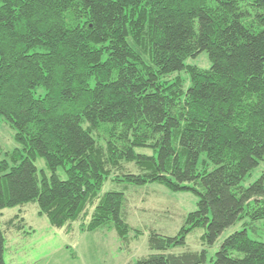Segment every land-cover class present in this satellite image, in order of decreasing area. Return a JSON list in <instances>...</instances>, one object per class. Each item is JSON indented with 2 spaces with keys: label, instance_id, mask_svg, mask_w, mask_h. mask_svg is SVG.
<instances>
[{
  "label": "trees",
  "instance_id": "trees-1",
  "mask_svg": "<svg viewBox=\"0 0 264 264\" xmlns=\"http://www.w3.org/2000/svg\"><path fill=\"white\" fill-rule=\"evenodd\" d=\"M203 53L211 69L187 65ZM181 72L187 90L168 80ZM4 121L19 148L0 161V264L6 231L26 229L4 210L37 204L55 229L109 228L124 244L143 234L126 191L148 184L199 201L178 236L152 232L154 253L135 264H264L247 230L210 263L206 251L172 253L194 230L212 246L247 215L264 219V174L243 186L264 161V0H0ZM107 183L124 191L103 193Z\"/></svg>",
  "mask_w": 264,
  "mask_h": 264
},
{
  "label": "rangeland",
  "instance_id": "rangeland-1",
  "mask_svg": "<svg viewBox=\"0 0 264 264\" xmlns=\"http://www.w3.org/2000/svg\"><path fill=\"white\" fill-rule=\"evenodd\" d=\"M188 66H195L202 70H209L212 63L207 53L187 61ZM181 77L185 81L186 90L190 87V78L184 72L169 76L168 80ZM16 131L7 123L0 126V161L8 159V155L19 148L15 140ZM139 154L153 156L152 149H138ZM39 178L45 173L50 177V171L43 158L36 161ZM135 171L134 166H127ZM215 168L211 165L210 170ZM59 176L67 180L66 173L60 169ZM264 174V161L244 181L245 188L258 181ZM110 191H124L123 185L107 183L103 193ZM131 204L129 225L132 230L143 232L138 239H134L132 231L129 240L124 244L117 233L109 228L95 233L82 232L81 223L73 225L72 230L55 229L46 216L39 214L37 204H29L2 212V221H12L21 215L26 221L23 231H6V264H135L141 258L151 255L149 239L152 232L164 237L178 236L187 216L197 210L199 196L192 191L172 192L159 184L146 186H131L126 191ZM6 229V228H5ZM247 230L249 238L264 243V219L258 222L246 216L237 225L228 228L212 246L204 243L207 231L204 228L194 230L187 235L186 246L179 247L172 253L181 254L187 250L207 252L208 263L216 258L217 252L225 239Z\"/></svg>",
  "mask_w": 264,
  "mask_h": 264
},
{
  "label": "crops",
  "instance_id": "crops-1",
  "mask_svg": "<svg viewBox=\"0 0 264 264\" xmlns=\"http://www.w3.org/2000/svg\"><path fill=\"white\" fill-rule=\"evenodd\" d=\"M64 230V229H63Z\"/></svg>",
  "mask_w": 264,
  "mask_h": 264
}]
</instances>
